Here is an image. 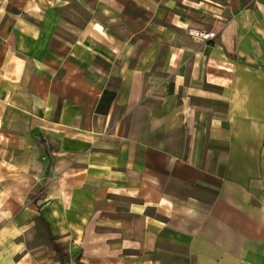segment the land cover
I'll use <instances>...</instances> for the list:
<instances>
[{"label":"crops","instance_id":"0c3cea01","mask_svg":"<svg viewBox=\"0 0 264 264\" xmlns=\"http://www.w3.org/2000/svg\"><path fill=\"white\" fill-rule=\"evenodd\" d=\"M0 264H264V0H0Z\"/></svg>","mask_w":264,"mask_h":264},{"label":"built area","instance_id":"2783aa9c","mask_svg":"<svg viewBox=\"0 0 264 264\" xmlns=\"http://www.w3.org/2000/svg\"><path fill=\"white\" fill-rule=\"evenodd\" d=\"M190 34L196 38L202 39V40H207L210 38H213L215 36L214 31H207V32H199V31H190Z\"/></svg>","mask_w":264,"mask_h":264}]
</instances>
